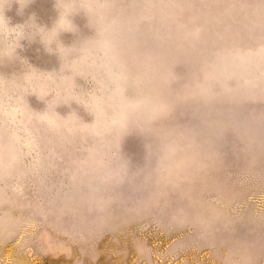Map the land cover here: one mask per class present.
<instances>
[{
    "label": "rangeland",
    "instance_id": "obj_1",
    "mask_svg": "<svg viewBox=\"0 0 264 264\" xmlns=\"http://www.w3.org/2000/svg\"><path fill=\"white\" fill-rule=\"evenodd\" d=\"M55 4L4 11L0 264H264V0Z\"/></svg>",
    "mask_w": 264,
    "mask_h": 264
},
{
    "label": "clouds",
    "instance_id": "obj_2",
    "mask_svg": "<svg viewBox=\"0 0 264 264\" xmlns=\"http://www.w3.org/2000/svg\"><path fill=\"white\" fill-rule=\"evenodd\" d=\"M13 2H15L17 5H18V13L19 14H22V12H23V10L28 6V4H30L31 2H32V0H0V36H2L3 35V32H4V28H5V25H4V23H3V21L4 20H7V27L8 28H13V27H16V26H13V27H10L9 26V21H8V19L4 16V11L6 10V9H8L10 6H11V3H13ZM57 2H61V3H72L73 2V0H56V4H57ZM56 4H55V7H56ZM5 5H7L6 7H5ZM57 8V7H56ZM57 10H58V12H59V16H58V19H57V21H56V23H55V25H57L58 23H59V21H60V19H61V12L63 11V9H61V8H57ZM74 12H69L65 17H64V19L67 21V23H68V25H69V27L68 28H62V29H60L58 32H57V36H58V34L60 33V32H62V31H75V30H73V29H75L74 28V26H73V24L71 23V21H70V19H69V17L73 14ZM54 25V26H55ZM20 26V30L22 31V33H23V37L22 38H24L25 36H27V37H29V35L31 34V33H33V32H35L36 31V28H43V27H41V26H39V25H37L36 24V22H35V14H33L32 16H30L29 17V19L24 23V24H21V25H19ZM32 26H35V27H32ZM93 27V26H92ZM43 29H45V28H43ZM46 30V29H45ZM52 29H50V30H46V31H51ZM94 30H95V35H96V29L94 28ZM36 35H39V37H40V41H41V43L44 45V47H45V51H47V52H49V53H51V52H53V51H55L58 55H59V57H60V54H59V52L58 51H56V50H54L52 47V49H53V51H49L48 50V48L50 47V45L49 46H45V44H44V42H43V39H42V37L40 36V34L38 33V32H36V34H35V36ZM95 35H94V37H95ZM93 37V38H94ZM89 39H92V38H89ZM89 39H87V40H89ZM21 40V39H20ZM19 40V41H20ZM18 41V42H19ZM83 43V42H82ZM81 43V44H82Z\"/></svg>",
    "mask_w": 264,
    "mask_h": 264
}]
</instances>
